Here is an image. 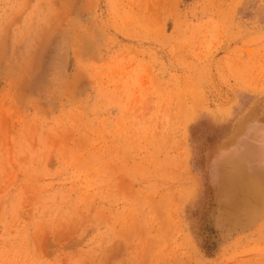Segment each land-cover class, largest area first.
I'll list each match as a JSON object with an SVG mask.
<instances>
[{
	"label": "rangeland",
	"instance_id": "1",
	"mask_svg": "<svg viewBox=\"0 0 264 264\" xmlns=\"http://www.w3.org/2000/svg\"><path fill=\"white\" fill-rule=\"evenodd\" d=\"M0 264H264V0H0Z\"/></svg>",
	"mask_w": 264,
	"mask_h": 264
}]
</instances>
